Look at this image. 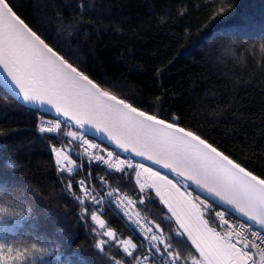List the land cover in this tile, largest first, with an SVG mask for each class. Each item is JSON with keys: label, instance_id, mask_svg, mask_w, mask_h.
<instances>
[{"label": "trees", "instance_id": "trees-1", "mask_svg": "<svg viewBox=\"0 0 264 264\" xmlns=\"http://www.w3.org/2000/svg\"><path fill=\"white\" fill-rule=\"evenodd\" d=\"M10 3L45 43L104 90L178 121L264 178V0ZM54 120L0 86V255L10 256L8 264H168L166 255L150 248L163 251L154 235L180 253L179 264L200 259L153 191L141 192L134 169L120 172L91 161L66 137L71 126L39 133L42 123ZM53 148L78 167L60 171ZM10 159L15 169L7 167ZM84 178L105 202L81 194ZM209 203L203 218L226 231L216 213H232ZM99 206L102 213H96Z\"/></svg>", "mask_w": 264, "mask_h": 264}, {"label": "snow or ice", "instance_id": "snow-or-ice-1", "mask_svg": "<svg viewBox=\"0 0 264 264\" xmlns=\"http://www.w3.org/2000/svg\"><path fill=\"white\" fill-rule=\"evenodd\" d=\"M0 65L14 82L18 99L38 105V112L55 110V123L47 127L40 126L39 133H56L68 121L73 122L77 129L90 125L97 132L107 133L109 141H114L124 152L132 151L136 156H147L149 160L157 157L155 163L186 176L201 190L233 206V210L258 223L264 230V178L234 162L200 135L178 127V121L168 122L103 90L89 75L49 47L16 14L10 0H0ZM66 136L72 143L79 141L86 153L88 149L99 148L98 144L90 142L79 131H67ZM52 151L58 157V165L62 160H69L68 155H62L61 150L53 148ZM106 155L107 159L102 155L91 154L89 158L120 172L124 171L125 166L128 169H142L153 178L151 183H140L138 180L140 190L144 192L145 189L155 188V195L175 218L177 235L186 236L199 253L200 259L192 257V264H249L252 261L249 249L264 244L259 233L253 231V239L250 240L244 236L245 229L242 226L237 230L229 225L223 212H217L216 215L223 225L229 227L226 231L218 232L203 218L201 209L207 211L209 205L198 196L193 197L187 190L180 191L172 180L143 164H133L118 157L116 163H109L114 153L107 151ZM136 176H140V171H136ZM108 195L112 196L113 193ZM123 199L129 205L133 203L127 197ZM92 219L103 227V221H99L96 216ZM142 230L151 231L150 228ZM106 235L112 236V233ZM151 240L163 246V251L157 245H150V248H154L161 256L166 255L168 264H179L181 255L173 249L172 244L155 235ZM7 251L12 253L11 249ZM16 255L19 257L22 254ZM9 258L0 255L3 264H8ZM261 259L264 260V251L261 252Z\"/></svg>", "mask_w": 264, "mask_h": 264}, {"label": "water", "instance_id": "water-1", "mask_svg": "<svg viewBox=\"0 0 264 264\" xmlns=\"http://www.w3.org/2000/svg\"><path fill=\"white\" fill-rule=\"evenodd\" d=\"M50 47V46H49ZM54 50V49H53ZM55 51V50H54ZM0 86L4 89V91L10 95L14 100H16L17 102L28 106V107H32V108H38V105H33L27 102H24L22 99H18L15 95V91H18L15 87L14 82L11 81V77L8 76L7 72L3 69V66L0 65ZM99 86V85H98ZM101 87V86H100ZM102 88V87H101ZM103 89V88H102ZM104 90V89H103ZM54 116H56L55 110L53 109L52 112H48ZM150 114V113H149ZM61 119H64L63 117H60ZM168 121V120H167ZM168 122H172V121H168ZM67 123H70L73 127L76 128V126L74 125L73 122L68 121ZM178 127H181L178 125ZM81 131H83L84 133L96 137L98 138L102 143L106 144L107 146L118 150L119 152L123 153V154H128L129 156L149 165L152 166L156 169L162 170L168 174H170L171 176H177L179 178H181L182 180H184L185 182L188 183V185L195 191L197 192L200 196H202L205 199H208L209 201H212L218 205H220L221 207L237 214L238 216L248 220L243 214L239 213L238 211L233 210V206L231 205H227L225 204L223 201H220L218 197L214 198L212 195H210L209 193H207V191H203L201 190L199 187L196 186V184L193 181H189L186 176H181L178 175L177 173L173 172L171 169L169 168H164L163 164H157L155 163V159L157 157L154 156L153 160H149L147 158V156L141 157V156H136L134 152L132 151H128V152H124L122 149H120L119 147L116 146L114 141H109V139L107 138V133H103V132H97L95 130V128H93L90 125L85 126V128L83 129H79ZM187 130V129H186ZM189 131V130H187ZM220 151V150H219ZM235 162V161H234ZM237 163V162H236ZM243 167V166H242ZM245 168V167H244ZM246 169V168H245ZM247 170V169H246ZM250 221V220H248ZM253 222V221H251ZM259 228H261V226L258 223H255Z\"/></svg>", "mask_w": 264, "mask_h": 264}, {"label": "built area", "instance_id": "built-area-1", "mask_svg": "<svg viewBox=\"0 0 264 264\" xmlns=\"http://www.w3.org/2000/svg\"><path fill=\"white\" fill-rule=\"evenodd\" d=\"M90 142H92L90 140ZM81 147H84L81 145ZM108 150H105L103 149V154L102 156L105 157V159H107V153ZM119 159H125L127 160L126 158H122V157H118ZM114 160H117V157L114 155L112 160H110L109 162L111 161H114ZM131 161V160H130ZM132 162L134 164H143L141 162H138V161H133ZM145 167L147 168H151L153 171H156L154 168L152 167H149L145 164H143ZM138 171H140V176L139 177H142L144 175H146L145 172H143L142 169H137ZM142 182V181H141ZM175 184H177V187L179 188H185V190L187 189L186 187V184L181 181L180 179H175ZM207 204V203H206ZM220 212V211H218ZM224 218L227 219L229 221V225H232L233 227H235L237 230H239V228L242 226L245 231H244V236L248 237L250 240L253 239V237L251 236V233L253 231L259 233L260 237L262 240H264V230H262L261 228L257 227L254 223L252 222H248L246 220H242V219H238L232 215H228V214H224ZM229 225H224L226 230H228V227ZM218 232H221L219 229H216ZM257 243H260V241H256ZM264 251V244L261 245V247L259 248H251L249 249V255L252 257V261L249 262V264H253V261L255 262V264H264V260L261 259V252Z\"/></svg>", "mask_w": 264, "mask_h": 264}, {"label": "rangeland", "instance_id": "rangeland-1", "mask_svg": "<svg viewBox=\"0 0 264 264\" xmlns=\"http://www.w3.org/2000/svg\"><path fill=\"white\" fill-rule=\"evenodd\" d=\"M52 124V123H51ZM50 124V125H51ZM49 125V126H50ZM66 133L67 132H65V135H66ZM67 137V136H66ZM68 138V137H67ZM69 140H70V138H68ZM57 149H59V150H61V153H62V155H67L66 153H65V151L64 150H62L61 148H57ZM81 150H83L84 152H85V150H84V147H82V148H80ZM87 152L88 153H91L92 152V149H89V150H87ZM86 153V152H85ZM54 156H55V161H57V159H58V157L56 156V153L54 152ZM57 164V163H56ZM57 167H58V169L60 170V171H66V172H68V173H71L74 169H75V167H78V165L77 164H75V163H73L72 161H71V159L69 158V160L68 161H63L62 160V162H61V164H57ZM69 169H72V171H69ZM153 171V170H152ZM153 172H156V171H153ZM158 172V171H157ZM162 176H165V177H167V179H170V180H172L173 181V183L175 182V180H174V178H171L170 176L168 177V175H166V174H163V173H161V172H159ZM140 181V183H144V182H148V183H151L152 182V180H153V178L148 174V173H146V175H144V176H142V177H137V176H135V183L139 186V183H137V181ZM81 181H83V186L81 185ZM142 181V182H141ZM157 183H161L160 181H156ZM78 187H79V189H80V191H81V194L86 198V199H88V200H93L92 198L93 197H96L95 199H94V201L95 202H99V201H102V202H105V197L99 192V190L98 189H96V187L93 185V183L92 182H90V181H88L87 179H81L79 182H78ZM151 190L153 191V193L155 194V188H151ZM187 190V189H186ZM180 191H185V188H180ZM187 192H188V190H187ZM193 195V194H192ZM156 196V195H155ZM157 197V196H156ZM193 197H196V196H194L193 195ZM157 198H159V197H157ZM160 199V198H159ZM201 200V199H200ZM166 206V205H165ZM99 211H102L101 209H98ZM171 214V213H170ZM174 218V217H173ZM175 219V218H174ZM99 220L101 221V219L99 218ZM190 242V241H189ZM194 247V246H193Z\"/></svg>", "mask_w": 264, "mask_h": 264}, {"label": "clouds", "instance_id": "clouds-1", "mask_svg": "<svg viewBox=\"0 0 264 264\" xmlns=\"http://www.w3.org/2000/svg\"><path fill=\"white\" fill-rule=\"evenodd\" d=\"M6 165H7V167L8 168H10V169H15L16 168V164H15V162L13 161V160H8L7 162H6ZM47 254L50 256V255H55V252H54V249H48L47 250Z\"/></svg>", "mask_w": 264, "mask_h": 264}, {"label": "bare ground", "instance_id": "bare-ground-1", "mask_svg": "<svg viewBox=\"0 0 264 264\" xmlns=\"http://www.w3.org/2000/svg\"><path fill=\"white\" fill-rule=\"evenodd\" d=\"M96 197H93L92 199H95ZM164 205V204H163ZM165 206V205H164ZM166 207V209L168 210V208H167V206H165Z\"/></svg>", "mask_w": 264, "mask_h": 264}]
</instances>
